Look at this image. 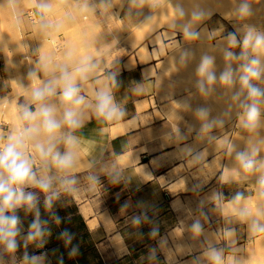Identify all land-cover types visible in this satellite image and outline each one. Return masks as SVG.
Here are the masks:
<instances>
[{"label": "rangeland", "instance_id": "1", "mask_svg": "<svg viewBox=\"0 0 264 264\" xmlns=\"http://www.w3.org/2000/svg\"><path fill=\"white\" fill-rule=\"evenodd\" d=\"M205 1L76 0L74 5L77 6L76 9L80 7L81 18L61 21V24L54 29V33L62 32L63 41H59L53 33H46L42 27L43 22L32 24L39 53L51 61V67L60 64L64 59L60 51L69 47L78 49L75 51L77 64L90 58V62L96 65L92 73L100 68L103 71L105 67L120 64L123 60L132 63L134 59H138L140 64L150 66L144 75H152L156 72L159 93L166 97H175L168 104L171 107V115H176L177 119L184 121L188 127V181L190 178L212 179L213 183L234 181L236 182L235 191L240 190L241 193H248L252 196L245 200L248 203L246 206L242 205L240 209L232 213H222L223 218L229 219L230 222L224 225L216 224V227L209 224L202 228L200 233L206 240V246L202 251L189 252L188 258L164 262L159 255L153 256L151 253L140 251L137 247L134 249L133 255L114 261L105 260V264H210L205 255L210 248L223 250L225 264H227L228 257H232L233 260L240 259L238 264H264V232H256L251 228L254 219L264 224V215H256L257 209L264 212V195L261 194L264 190L260 189L257 184L262 173H244L236 160L237 152L250 149L253 145L259 148L257 159H264V144L259 143L260 140H264V104L260 105V126L255 132L244 129L241 126V120H239L242 115L239 105L244 100L246 91L239 100L233 98L241 90L240 75L238 74H241L239 69L244 62L229 60L225 57L226 51H232L237 55L242 51L240 47L231 48L229 46L226 39L229 33L236 32L238 38H242L246 31V25H251L258 31L264 32V0H249L253 14L246 18H240L236 13V8L241 0H207L206 3H210V5L206 6L207 9L204 11L199 12L202 13V16L200 19L194 20L192 23L194 27H191L192 25L184 26L188 24L185 22L188 21L189 10H193L195 5L200 6V2L205 5ZM20 5L31 7L28 0H0V74L3 73L9 78L8 85L11 88V91L6 88L0 94V102L3 100L12 101L14 108H19L17 104L19 95L30 102V91L33 87L32 81L30 84L24 85L21 67L25 66L28 74L33 68L37 71L31 55L27 54L26 60L19 56L22 46L26 44L22 20H20L25 17L23 15L25 12L22 13ZM72 5L73 3L65 4L66 7H72ZM157 7H162L166 11L168 9V14L161 10L157 12V15L154 14L149 18V10ZM213 8L215 11L212 10ZM170 9L174 10V16L180 15L179 10L182 9L184 15H180L181 17L178 16V18L186 17L183 19L184 24H181L179 20L177 22L183 27L190 28L189 31L197 32L198 36L188 37L185 35V30L183 32L178 30L181 26L175 28V21L169 25L168 22L176 17H173V12L171 13ZM166 14L168 15L166 19L169 21H165ZM48 15L49 12L46 13V16ZM154 16L157 17L156 20L152 19ZM156 22L158 26H155ZM171 24L174 27H170ZM144 51L147 52V60L140 61L146 57ZM204 56L213 58V70L217 76V81L213 85H206V93H202L197 86L202 79L198 75L197 69ZM129 66L128 63L124 65L125 68H129ZM236 66H239V69ZM229 67L233 68L232 71L236 74L233 73V77L236 76L238 80L235 77L236 81L234 80L231 86H226L220 82L219 76ZM92 73L89 77L92 76ZM40 78L47 79L48 76L42 75ZM254 83L258 87L264 88V79L254 81ZM5 97L10 98L2 99ZM201 110L206 112L205 116L200 115ZM13 112L15 113V109ZM1 128H5L7 133L1 136L0 130V140L6 139L13 130L11 124H7L5 116L0 113ZM63 150L64 147L61 148V151ZM36 167H40L38 160ZM51 173H55V169H52ZM117 179L118 177L113 179L109 185H118ZM56 183L54 190L57 188ZM213 183L205 188V191H210V195L215 194ZM76 186L79 193L90 189L88 182L83 180ZM219 203L218 200H215L210 204V208L216 210L217 216H220ZM52 206L56 208V212H54L56 216L64 218L74 214L68 193L60 194L53 201ZM244 209L249 211L248 216L240 215ZM70 219L72 216L64 220ZM228 227L238 233L240 241L237 242V245L241 247L236 250L226 246L227 244L222 240L224 233L227 237ZM64 230L69 233L71 240H68L67 237H65V241L58 240L57 233L50 228L48 238H44V240L49 239L50 241L46 246L51 245L53 251L61 253L68 252L66 246H69L71 251H78V256L81 258L78 261L80 264H96L100 256L92 247V240L89 244L90 238L83 232L82 227L80 226L78 230L75 221L73 225L72 223L66 224ZM143 230L145 229L138 231ZM102 236L100 231L95 233L94 239L97 240V245L102 242ZM19 245L23 246L26 251H30L29 249L33 251V248L39 246L40 242L23 241ZM104 246L108 247L107 244ZM179 254L183 255L184 252L180 251Z\"/></svg>", "mask_w": 264, "mask_h": 264}, {"label": "crops", "instance_id": "2", "mask_svg": "<svg viewBox=\"0 0 264 264\" xmlns=\"http://www.w3.org/2000/svg\"><path fill=\"white\" fill-rule=\"evenodd\" d=\"M75 1L28 0L31 7L19 6L22 13H26L20 19L26 44L22 46L19 56L26 60V55H31L40 77L45 74L39 66L41 55L32 24L43 22V25H47L43 27L46 33H53L59 41H63L62 32L54 33V29L61 21L81 18V9H76ZM40 2L50 4L48 16L46 13L41 14L36 7ZM70 3H73L72 7L65 6ZM77 50L69 47L60 51L64 59L59 65H77ZM126 63L130 64L129 68L124 67ZM149 67L140 64L138 59H134L132 63L123 60L120 64L103 68L98 75L78 81L81 94L87 101H92L99 89H109L115 104L124 115L118 120L104 121L97 119L91 108L82 106L83 124L74 133L79 142L75 150L76 165L71 172V176L77 181L71 191H65L59 182L56 183L59 195L68 193L74 214L64 218L56 216V208L45 205V193L38 188H26L25 191L32 192L36 197V207L31 210L21 207L15 211L20 220V232L16 238L18 248L14 253H8L0 245V264H28L24 259L25 254L40 257V264H80L78 251H71L69 246H66L68 252L53 251L51 245L46 246L49 239L44 240L48 238V231L52 228L57 233L58 240L65 241V236L62 235L64 227L68 223L73 225L75 221L78 230L81 226L83 232L88 234L89 244L92 240V247L103 264L105 260L127 258L134 254L137 247L153 256L159 255L164 262H174L188 258L189 252L202 251L206 246L201 233L193 231L194 223L199 222L204 228L209 224L216 227V224L230 222L223 218L221 204L234 201L237 193H241L240 190L235 191L236 182L213 183L212 179L200 178H190L188 181V127L176 115H171L168 104L175 97L159 93L156 72L144 75ZM21 70L24 85L30 84L32 80L28 70L25 66ZM8 84L9 78L0 74V94L6 88L11 91ZM8 98L10 97L2 99ZM18 99V106L29 103L22 95ZM49 102L57 106L58 115L62 114L64 106L57 97L51 98ZM0 130L1 136L7 133L5 128ZM59 147L61 150L64 146L61 144ZM117 177L118 185H109ZM81 180L88 182L89 191L79 193L76 185ZM212 183L215 194L210 195V191H205V188ZM241 194L243 199L240 201L252 197L248 193ZM215 200L218 203L220 201L219 217L216 210L210 208ZM37 211L44 235L29 241H39L40 245L34 247L33 251H26L19 244L28 242L27 235L32 231L30 226L37 219ZM71 216L72 219L64 220ZM139 229L145 230L139 232ZM98 231L103 234L100 245L94 239ZM226 231L233 232L232 243L227 242L225 233L222 236L226 246L235 250L240 248L237 245L240 239L236 230L229 228ZM180 251L184 254L180 255Z\"/></svg>", "mask_w": 264, "mask_h": 264}, {"label": "clouds", "instance_id": "3", "mask_svg": "<svg viewBox=\"0 0 264 264\" xmlns=\"http://www.w3.org/2000/svg\"><path fill=\"white\" fill-rule=\"evenodd\" d=\"M36 7L41 14H45L50 11L51 6L46 2H40ZM236 13L240 18L250 17L253 9L249 0H241ZM179 14L184 15L182 9L179 10ZM201 16L202 13H193L195 19H200ZM42 27L47 25L42 24ZM245 27L246 31L242 38H238L236 32L229 33L226 37L231 48L240 47L242 51L239 55L226 51L225 57L244 62L240 66L241 90L233 98L239 100L246 91L244 100L239 105L243 109L240 117L241 126L249 132H255L260 126V105L264 104V88L254 83L264 79V32L251 25ZM185 35L195 38L198 33L185 27ZM213 64L212 57L204 56L198 66L197 73L202 79L197 86L202 93H206V85L211 86L217 81ZM39 66L48 78L41 79L35 70L29 73V78L33 81L30 102L19 106L16 127L6 139L0 140V245H3L8 253H14L18 248L16 238L20 232L18 227L20 220L15 211L21 207L28 210L36 207V197L25 189L38 188L45 193V205L51 208L59 195V192L54 190L56 182H59L65 191H71L75 185L76 180L71 176V172L76 165L75 150L79 141L74 133L83 124L82 106L91 108L96 118L104 121L118 120L124 115L107 88L96 91L92 101H87L81 94L78 81L87 80L96 67L90 62V58L74 67L67 64L51 67V61L41 56ZM219 80L226 86L234 83L231 67L220 74ZM53 97H57L64 106L60 115L57 106L49 102ZM200 115L205 116L206 112L201 110ZM259 143L264 144V140H260ZM61 144L64 146L63 151L59 147ZM258 153L259 148L253 145L250 149L237 152L236 160L244 173H262L257 184L264 190V159H257ZM37 160L39 168L36 167ZM52 169H55V173H51ZM261 194L264 195V191ZM241 199L242 194L237 193L234 202L238 203ZM249 214L247 209L240 213L241 216ZM256 215H264V212L257 209ZM36 216L37 219L30 226L32 231L27 235L28 241L44 235L38 211ZM192 228L197 233L202 230L199 222L194 223ZM251 228L256 232H264V224L256 219L252 221ZM62 235L71 240L66 231ZM205 255L210 264H225L222 249L210 248ZM24 259L28 264H40V257H29L25 254ZM227 264L237 262L228 257Z\"/></svg>", "mask_w": 264, "mask_h": 264}, {"label": "bare ground", "instance_id": "4", "mask_svg": "<svg viewBox=\"0 0 264 264\" xmlns=\"http://www.w3.org/2000/svg\"><path fill=\"white\" fill-rule=\"evenodd\" d=\"M171 1V0H170ZM178 1V0H177ZM191 1V0H190ZM205 1V0H204ZM207 1V0H206ZM206 1H205V3H206ZM212 3V2H211ZM200 4V6H196V8H194L193 7V10L191 9V10H189L190 12L188 13V21H186L185 22V24L188 22V24L187 25H184V26H190V25H192L191 27H194L193 25L194 24H192V23H194V20H196V19H194L193 18V13L194 12H201V11H204L205 9H207L206 8V6H208V5H210V3H206L205 5H202L203 3L202 2H200L199 3ZM166 5H167V3H166ZM164 6V5H163ZM166 7V6H165ZM175 8H176V6H175ZM162 10V12H164V13H167V11H169L168 9H167V11L164 9H162V7H157V8H151L150 10H149V18H150V16H152V15H154V14H156L157 15V12H159V11H161ZM172 9H170V11H171ZM212 10H214L215 11V9L213 8ZM148 11V10H147ZM166 11V12H165ZM174 11V10H173ZM173 11H171V13L173 12ZM212 12V11H211ZM171 13H169L170 15H171ZM159 14H161V13H159ZM168 14V13H167ZM165 15L164 16V18H165V21L166 20H168V19H166V17L168 16V15ZM173 14H175L174 12L172 13V15ZM190 14V15H189ZM170 15H169V17H170ZM210 15V14H209ZM162 16V15H161ZM176 16V15H175ZM174 15H173V17H175ZM178 16H180V15H177L176 17H175V19L174 20H172V21H170V22H168V24L169 23H174V21L176 22V23H174V24H176V26H175V28L177 29L178 27L177 26H181V27H179L178 28V30H181L182 32L185 30V29H181V28H185V27H183L181 24L183 23V19H185V18H181L180 19V17L178 18ZM186 16V15H185ZM155 18H157L156 16H154L152 19H155ZM147 19V18H146ZM152 19H151V22H152ZM156 20V19H155ZM162 20V19H161ZM179 20V22H181V24H179L177 21ZM16 21V20H15ZM38 21V20H37ZM147 21H149L150 22V20H147ZM158 22H160L159 20H158ZM166 22V23H167ZM178 23V24H177ZM145 24V23H144ZM150 24V23H149ZM154 24H156L155 26H158V24H157V22L156 23H154ZM184 24V23H183ZM170 25V24H169ZM173 25L171 24V26L170 27H172ZM196 26V25H195ZM152 27H154V26H152ZM174 27V26H173ZM145 28H147V27H145ZM149 28V27H148ZM174 28V29H175ZM188 28V27H187ZM192 29V28H191ZM207 29V28H206ZM152 30H153V28H152ZM188 30H190V28H188ZM35 31V30H34ZM185 32V31H184ZM208 33V32H207ZM206 34V33H205ZM201 40V39H200ZM218 42V41H217ZM216 44V43H215ZM218 44V43H217ZM216 44V45H217ZM225 44V43H224ZM223 44V45H224ZM222 46V45H221ZM226 51V50H225ZM145 52V51H144ZM145 56L146 57H144L143 59H140V61H146L147 60V52H145ZM224 58V57H223ZM225 59V58H224ZM234 62V61H233ZM237 67V66H236ZM235 67V68H236ZM239 67V66H238ZM237 67V68H238ZM233 69V68H232ZM239 69V68H238ZM236 71H237V69H236ZM239 71H240V69H239ZM102 72V69L100 68V69H98L95 73H92V76H95V75H98V74H100ZM233 73H234V71H233ZM238 74V73H237ZM234 75H236L235 73H234ZM238 75H240V74H238ZM236 76H234V78H235ZM237 78V77H236ZM235 80V79H234ZM237 80H238V78H237ZM236 81V80H235ZM94 87V86H93ZM234 93V92H233ZM245 93V92H244ZM14 109H15V113L13 112L14 111ZM238 112V111H237ZM0 113L2 114V115H4L5 116V118H6V122L9 124H11V126H12V129H14L15 127H16V125H17V114H18V108H14L13 107V105H12V101H5V100H3L2 102H0ZM237 117V116H236ZM239 120H241V119H239ZM248 203L246 202V201H240V202H238V203H236V202H234V201H232V202H229V203H223V204H221V212L223 213V214H228V213H232V212H235V211H237L238 209H240V207H242V205L243 206H246ZM241 205V206H240ZM232 231H228L227 232V242L228 243H232L233 242V236H232ZM234 261H236L237 262V264L241 261L240 259H236V260H234Z\"/></svg>", "mask_w": 264, "mask_h": 264}, {"label": "trees", "instance_id": "5", "mask_svg": "<svg viewBox=\"0 0 264 264\" xmlns=\"http://www.w3.org/2000/svg\"><path fill=\"white\" fill-rule=\"evenodd\" d=\"M96 264H103L102 260L100 258H98V261Z\"/></svg>", "mask_w": 264, "mask_h": 264}, {"label": "built area", "instance_id": "6", "mask_svg": "<svg viewBox=\"0 0 264 264\" xmlns=\"http://www.w3.org/2000/svg\"><path fill=\"white\" fill-rule=\"evenodd\" d=\"M29 19L33 20V18L31 16H28ZM241 111L243 112V109H241Z\"/></svg>", "mask_w": 264, "mask_h": 264}]
</instances>
